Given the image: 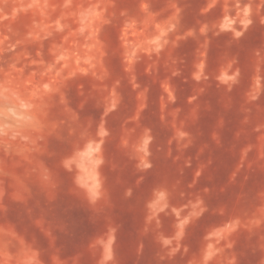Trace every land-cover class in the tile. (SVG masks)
Returning <instances> with one entry per match:
<instances>
[{"label":"rangeland","instance_id":"1","mask_svg":"<svg viewBox=\"0 0 264 264\" xmlns=\"http://www.w3.org/2000/svg\"><path fill=\"white\" fill-rule=\"evenodd\" d=\"M0 264H264V0H0Z\"/></svg>","mask_w":264,"mask_h":264}]
</instances>
